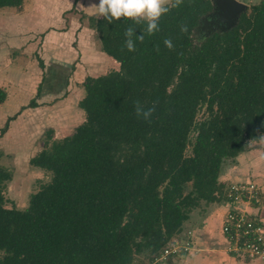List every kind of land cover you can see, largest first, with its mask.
Segmentation results:
<instances>
[{"label":"trees","instance_id":"trees-1","mask_svg":"<svg viewBox=\"0 0 264 264\" xmlns=\"http://www.w3.org/2000/svg\"><path fill=\"white\" fill-rule=\"evenodd\" d=\"M23 1L0 0V7ZM166 5L170 12L152 35L146 22L90 16L102 51L119 67L86 77L79 103L85 121L31 158L52 177L31 193L27 207L7 197L13 173L0 165V264H134L144 252L149 260L181 236L202 201H221L223 164L262 139L264 0L235 26L198 42L195 31L213 2ZM128 27L143 30L142 41L133 36L134 51L125 46ZM6 95L0 87V101ZM137 101L155 107L150 120L136 116ZM204 102L209 115L197 121ZM28 106H37L36 99Z\"/></svg>","mask_w":264,"mask_h":264},{"label":"rangeland","instance_id":"rangeland-1","mask_svg":"<svg viewBox=\"0 0 264 264\" xmlns=\"http://www.w3.org/2000/svg\"><path fill=\"white\" fill-rule=\"evenodd\" d=\"M47 1L51 3L50 6L47 5L48 10L44 6V10L47 11H40L41 13L26 11L22 12L23 17H19V11H23V4L0 7V61L2 60L1 65L12 61L9 66L12 69L11 82L18 89L13 96L17 95V104L27 102L36 94L34 88L38 81L37 79L34 81L33 77L39 76L42 72L43 80L41 105L33 108L37 114L30 115L25 112L26 115L14 132L18 138L25 139L20 140L18 149L25 150L28 146L30 148L33 146L29 149L33 153L8 155L6 159H0L13 173L6 191L7 197L11 199L10 197L14 196L19 206L26 205L30 193L37 191L52 177L50 171L31 164L32 155L51 144L54 139H61L73 133L76 127L85 121L86 112L79 103L85 95L86 77L99 76L119 67L118 62L112 64L113 60L105 64L106 56L103 57L99 53L100 49L102 50L100 36L92 27L90 20V16L99 15L95 6L98 0H55V4L51 0ZM238 1L247 4L246 10L251 12L253 5L261 0ZM170 2L171 0H164L165 4ZM41 15L49 18L50 26L29 27L30 21H27L26 26L22 23L23 19L41 18ZM223 24L221 21L214 23L211 18L207 22L202 21L195 31V41L198 42L204 35L216 30L217 25ZM9 66L6 65V69H9ZM208 115L207 102H204L198 108L196 120L203 121ZM32 118H37L39 123L34 124ZM196 135L197 130L193 129L189 135L186 156L192 154V143ZM252 143H259L260 147L264 148V135L259 141L250 142ZM231 162L226 161L222 168L228 169ZM225 193L224 190L221 201L228 205ZM221 201H217L218 204ZM205 204L207 203L202 201V204L195 208L192 217L184 222L185 235H188L187 231L191 226L198 225L211 210V206H204ZM8 206H11V202H8ZM175 237L178 236L173 238ZM148 258L149 254L144 252L136 257V261L144 263ZM245 259L264 260L262 257Z\"/></svg>","mask_w":264,"mask_h":264},{"label":"crops","instance_id":"crops-1","mask_svg":"<svg viewBox=\"0 0 264 264\" xmlns=\"http://www.w3.org/2000/svg\"><path fill=\"white\" fill-rule=\"evenodd\" d=\"M51 1L53 4H55V0ZM47 5H51V3L47 0H24L23 11H19V17H23L22 12L26 11L38 13L47 11ZM44 6L45 8H47V10H44ZM41 16V18L29 17L27 19H23L22 23L24 24V26H26V24L28 23L27 21H30L32 25H28L29 27L50 26L49 18H44L43 15ZM99 53L103 57L106 56L105 64L111 62V60H113L112 64L117 62L116 59H114L112 56L107 55L101 49ZM1 62L2 60L0 61V87L5 90L7 95L5 100L0 101V159H6L8 155L16 156L20 153H33V151L29 150L33 148V146H31V148L30 146H28V148L25 150H23L24 148L22 150L18 149L20 140L24 141L25 139H22V137L18 138L14 132L16 131V127L19 126L18 124L21 123L26 113L37 114V112H35L33 108L39 107L41 105L42 100L40 101V98L43 95V80L41 76L42 72L39 74V76L33 77L34 81L36 79L38 81L36 83V87L34 88L36 94L30 97L27 102L18 105L16 101L17 95L13 97L15 95L14 92L18 91V89L16 88V85L11 82L12 69H10L9 65L12 63V61H10L9 64L6 63L3 65H1ZM6 65L9 66V69H6ZM32 99H36L37 106H28ZM11 117L14 118L9 120V118ZM7 121H9L8 127L6 131L2 133V128L5 127ZM32 122L34 124H38L39 120L37 118H32ZM26 145L27 144H25V146ZM260 146L261 145H259V143L250 144L248 148L239 153L234 160H230L232 161V164H230L231 166L228 169H221L219 181L224 185V187H226L233 181L251 180L258 183L264 190V148ZM16 149L18 151L15 152ZM34 155H36V153H34L32 156ZM0 165L7 166V164L1 160ZM10 198V200L18 208H25L28 205L27 203L24 206H19L14 196ZM204 206H211V210H209L208 214L201 220V222L198 223V225H196L195 227L191 226V228L187 231V234L191 235V239L193 241V247L190 252L173 256L164 264H264V260L261 259L248 260L242 257L234 256L227 252L226 241L222 232L224 216L228 210L227 204L221 201L220 204H218V202H212L207 203ZM194 212L195 209H193V211L191 212L190 218L192 217ZM183 235H185L184 228L181 231V236Z\"/></svg>","mask_w":264,"mask_h":264},{"label":"built area","instance_id":"built-area-1","mask_svg":"<svg viewBox=\"0 0 264 264\" xmlns=\"http://www.w3.org/2000/svg\"><path fill=\"white\" fill-rule=\"evenodd\" d=\"M228 210L222 232L228 253L242 258H264V190L254 181H233L226 186ZM191 235L172 238L144 263L164 264L171 257L190 252Z\"/></svg>","mask_w":264,"mask_h":264},{"label":"clouds","instance_id":"clouds-1","mask_svg":"<svg viewBox=\"0 0 264 264\" xmlns=\"http://www.w3.org/2000/svg\"><path fill=\"white\" fill-rule=\"evenodd\" d=\"M95 6L98 13L109 22L121 18L130 19L138 25L146 22V33L148 35L160 31V19L170 12V8L164 3V0H98ZM180 31L187 32L188 26L181 23ZM140 33L137 34L136 29L133 27L125 29V46L129 51H134L136 47V42L133 39L134 34L137 40L142 41L144 39L143 30ZM164 44L168 48L173 47L172 40L169 38L164 40ZM154 112V106L145 108L138 101L135 104V113L138 118L150 120Z\"/></svg>","mask_w":264,"mask_h":264},{"label":"water","instance_id":"water-1","mask_svg":"<svg viewBox=\"0 0 264 264\" xmlns=\"http://www.w3.org/2000/svg\"><path fill=\"white\" fill-rule=\"evenodd\" d=\"M214 5L212 12L204 16L201 20L207 22L210 18L212 22L221 21L224 23L216 29L227 30L235 26L242 12L246 11L247 4L238 0H211Z\"/></svg>","mask_w":264,"mask_h":264}]
</instances>
